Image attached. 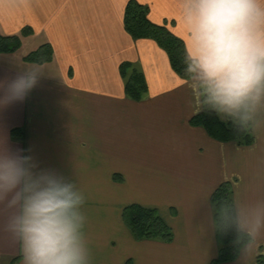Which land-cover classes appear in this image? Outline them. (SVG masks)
I'll return each instance as SVG.
<instances>
[{
	"label": "crops",
	"instance_id": "0c3cea01",
	"mask_svg": "<svg viewBox=\"0 0 264 264\" xmlns=\"http://www.w3.org/2000/svg\"><path fill=\"white\" fill-rule=\"evenodd\" d=\"M130 1L0 0V35L32 31L16 52L0 53V84L33 67L41 73L24 101L0 109V151L30 156L38 169L54 170L84 193L85 204L74 211L87 218L81 235L89 264H213L214 191L230 181L234 204L264 202V95L251 106L252 116L260 109L251 122L252 146L220 143L191 126L203 109L202 85L182 80L154 41L130 36L124 25ZM136 1L186 44L185 0ZM45 44L53 49L51 62L25 60ZM125 63L146 79L141 102L125 94ZM133 204L157 209L174 240L136 241L122 216ZM12 215L0 204V264H24L9 230ZM259 257L264 261V229L235 261L222 264H256Z\"/></svg>",
	"mask_w": 264,
	"mask_h": 264
},
{
	"label": "clouds",
	"instance_id": "9594fccd",
	"mask_svg": "<svg viewBox=\"0 0 264 264\" xmlns=\"http://www.w3.org/2000/svg\"><path fill=\"white\" fill-rule=\"evenodd\" d=\"M181 7L190 70L199 73L207 102L246 122L264 95V0H185ZM40 75L33 67L0 84V109L24 101ZM85 201L77 185L38 169L32 157L0 151V204L13 209L9 230L21 244L24 264H89L81 235L87 218L74 211ZM217 212L222 230L235 227L233 243L247 237L251 247L264 229V202L225 203Z\"/></svg>",
	"mask_w": 264,
	"mask_h": 264
},
{
	"label": "trees",
	"instance_id": "16d2710c",
	"mask_svg": "<svg viewBox=\"0 0 264 264\" xmlns=\"http://www.w3.org/2000/svg\"><path fill=\"white\" fill-rule=\"evenodd\" d=\"M150 8L136 0H131L125 11L124 25L126 31L135 40H152L159 48L168 55L173 71L184 81L202 82L199 73L191 71L192 60L185 48L184 41L176 36L167 24L153 23L149 18ZM32 35L30 29H24L20 35H0V53H14L22 45V38ZM54 52L49 44L42 45L36 51L25 57L26 61L39 65L49 63L53 60ZM131 69V73L129 70ZM121 74L125 79V94L135 101L141 102L148 93V85L144 75L125 63L121 66ZM202 111L190 120L193 127H202L208 135L220 143H236L242 147L252 146L255 136L250 118L241 123L239 114L227 119H221L217 110L207 102V95L202 86ZM251 109L248 111L249 116ZM234 204L233 183L230 181L222 183L213 193L211 204L214 209V222L216 227V238L219 244V255L213 264H222L235 261L246 245L247 237L239 243H233L236 237L234 226L221 229L217 222V209L222 204ZM123 221L133 238L140 242L144 240H159L171 243L174 240V232L166 223L157 209L146 208L140 205H130L123 211ZM131 264V262H127ZM256 264H264L259 257Z\"/></svg>",
	"mask_w": 264,
	"mask_h": 264
},
{
	"label": "rangeland",
	"instance_id": "374dc122",
	"mask_svg": "<svg viewBox=\"0 0 264 264\" xmlns=\"http://www.w3.org/2000/svg\"><path fill=\"white\" fill-rule=\"evenodd\" d=\"M40 46L41 45H36V48L35 49H31L30 51H28L27 52V54H30V53H32V52H34V51H36L38 48H40ZM134 69H136V70H138V71H141L138 67L136 68H134ZM259 111H260V109H257L255 112H254V114H253V116L251 115V111H250V114H249V118H250V120H251V122H252V119L253 120H257V117H258V115L260 114L259 113ZM218 112V115H219V117L221 118V119H227V118H229V117H234L235 115H227L226 113H224V112H220V111H217Z\"/></svg>",
	"mask_w": 264,
	"mask_h": 264
}]
</instances>
